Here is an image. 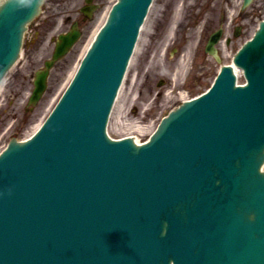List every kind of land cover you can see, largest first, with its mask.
Masks as SVG:
<instances>
[{
    "label": "water",
    "instance_id": "obj_1",
    "mask_svg": "<svg viewBox=\"0 0 264 264\" xmlns=\"http://www.w3.org/2000/svg\"><path fill=\"white\" fill-rule=\"evenodd\" d=\"M151 2L113 4L43 127L0 155V264H264V19L234 59L246 85L223 66L137 145L105 128ZM42 3H0V80ZM79 34L59 35L30 103Z\"/></svg>",
    "mask_w": 264,
    "mask_h": 264
},
{
    "label": "rangeland",
    "instance_id": "obj_2",
    "mask_svg": "<svg viewBox=\"0 0 264 264\" xmlns=\"http://www.w3.org/2000/svg\"><path fill=\"white\" fill-rule=\"evenodd\" d=\"M114 1L104 2L73 53L56 63L45 95L31 108L28 100L34 87L35 73L54 50L52 37L69 28L78 17L83 2L44 1L40 14L27 28L19 61L8 72L0 88V150L15 135L19 139L29 136L49 113ZM242 2L154 0L146 20L150 31L146 34L143 30L140 34L109 122L108 130L113 137L133 135L140 140L147 139L161 118L178 104L181 96L201 93L210 86L220 65L230 63L236 52L224 51L219 62L213 59L204 51L210 34L222 25L225 37H228L236 24H242V34L229 46L235 50L252 35L264 18V0H254L245 9H242ZM170 22L174 28L168 32ZM203 67L210 69L202 76ZM240 81H243L242 77ZM160 82L163 83L159 85Z\"/></svg>",
    "mask_w": 264,
    "mask_h": 264
},
{
    "label": "flooded vegetation",
    "instance_id": "obj_3",
    "mask_svg": "<svg viewBox=\"0 0 264 264\" xmlns=\"http://www.w3.org/2000/svg\"><path fill=\"white\" fill-rule=\"evenodd\" d=\"M83 3L81 4V7L84 6V5H96V8L95 10L91 13V15H87L86 13L80 11V15L78 18L74 19L77 20L78 22V26L82 32V35H81V38L80 40L83 38V36L85 35L86 33V30H88L93 22L95 21L97 15H98V12L100 10V8L103 6L104 2L106 0H92L90 3H86L85 0H82ZM243 25L240 24V26L237 27V25L234 27V30L231 34V36L227 37L226 38V41L223 43H221V46L217 47L215 49V51H237L238 48H236L235 50L234 49H229V46L232 44V42L234 41V39H237L243 32ZM54 38V37H53ZM52 38V41H54V39ZM79 40V41H80ZM211 67V66H210ZM203 69L202 71V76L207 74V72L209 71L208 69Z\"/></svg>",
    "mask_w": 264,
    "mask_h": 264
},
{
    "label": "bare ground",
    "instance_id": "obj_4",
    "mask_svg": "<svg viewBox=\"0 0 264 264\" xmlns=\"http://www.w3.org/2000/svg\"><path fill=\"white\" fill-rule=\"evenodd\" d=\"M147 25V22L143 25V27H142V31L143 30H145V32H146V34H148L149 33V31H150V24H148V26H146ZM173 25L168 29V32H170V31H172L173 30ZM91 42V41H90ZM136 52V51H135ZM135 55V54H134ZM16 63V62H15ZM235 70L237 71V73L239 74V72H240V70L235 66ZM136 79H137V77H136ZM1 85H3V80H2V82L0 83V88H1ZM136 85V83L134 82V85L133 86H135ZM120 94H121V90H120ZM120 94H119V96H120ZM118 99H119V97H118ZM135 140L137 141V142H140V139L138 138V137H136L135 136Z\"/></svg>",
    "mask_w": 264,
    "mask_h": 264
},
{
    "label": "clouds",
    "instance_id": "obj_5",
    "mask_svg": "<svg viewBox=\"0 0 264 264\" xmlns=\"http://www.w3.org/2000/svg\"><path fill=\"white\" fill-rule=\"evenodd\" d=\"M0 194H2V193H0Z\"/></svg>",
    "mask_w": 264,
    "mask_h": 264
}]
</instances>
